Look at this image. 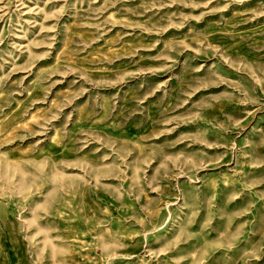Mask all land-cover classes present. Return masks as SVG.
I'll return each instance as SVG.
<instances>
[{
    "label": "rangeland",
    "instance_id": "374dc122",
    "mask_svg": "<svg viewBox=\"0 0 264 264\" xmlns=\"http://www.w3.org/2000/svg\"><path fill=\"white\" fill-rule=\"evenodd\" d=\"M0 264H264V0H0Z\"/></svg>",
    "mask_w": 264,
    "mask_h": 264
}]
</instances>
